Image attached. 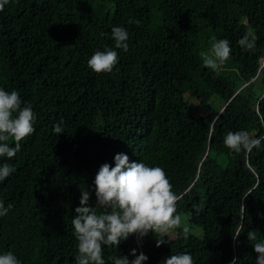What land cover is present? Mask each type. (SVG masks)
<instances>
[{
	"label": "trees",
	"instance_id": "1",
	"mask_svg": "<svg viewBox=\"0 0 264 264\" xmlns=\"http://www.w3.org/2000/svg\"><path fill=\"white\" fill-rule=\"evenodd\" d=\"M114 26L127 30L128 50L115 49L111 73H96L88 60L114 48ZM246 33L256 38L253 50L238 44ZM212 37L230 41L218 71L200 57ZM262 57L264 0H9L0 11V88L18 91L36 119L20 151L0 157L16 169L0 181V201L13 205L0 217V254L11 251L20 264H75L71 219L80 188L95 206L100 166L114 167L115 155L125 153L165 171L178 196L180 233L187 227L190 239L130 234L118 246L102 245L105 264L134 259L132 249L148 257L142 264L181 252L194 264L233 257L256 264L247 233L264 240V140L237 153L224 137H264ZM158 236L167 243L157 247Z\"/></svg>",
	"mask_w": 264,
	"mask_h": 264
},
{
	"label": "clouds",
	"instance_id": "2",
	"mask_svg": "<svg viewBox=\"0 0 264 264\" xmlns=\"http://www.w3.org/2000/svg\"><path fill=\"white\" fill-rule=\"evenodd\" d=\"M9 0H0V11ZM139 23V21H135ZM111 38L114 48L96 51L88 60V67L96 73H111L118 62L115 49L128 50L129 35L124 27H113ZM238 44L242 49L253 50L256 38L246 33ZM231 52L230 41L217 40L212 37L210 48L201 51L200 57L205 67L218 71L229 59ZM36 115L32 105L22 101L16 90L6 91L0 88V157L13 158L21 149V141L31 135L35 129L33 124ZM63 121L54 125L56 133H62ZM15 141L11 146L9 140ZM264 137L248 131L228 132L224 137V144L237 153L251 152L259 148ZM115 166L104 163L100 166L95 179L96 205L90 206L91 192L80 188V206L75 208V215L71 219L73 234L78 241V255L75 264H105L102 258V245L118 246L121 240H127L130 234H138L140 238L146 236L149 230L168 232L181 226V216L177 214L176 202L178 196L173 192L172 184L166 177L165 171L159 166H148L143 162H130L125 153H118L114 157ZM9 163L0 164V181L15 172ZM13 208L12 204L5 207L0 201V217L5 216ZM98 209L102 211L98 212ZM199 211V209H197ZM182 234L188 237L189 229L183 227ZM241 234L237 228L233 232V240ZM159 237V236H158ZM247 238L253 243L259 254L256 264H264V240H258L256 230L249 231ZM167 243L165 239H157L156 246ZM134 259L128 256H118L113 264H142L148 257L141 251L131 250ZM238 258L233 257L229 264H237ZM0 264H20L18 258L9 251L0 254ZM164 264H194L191 253L181 252L168 257Z\"/></svg>",
	"mask_w": 264,
	"mask_h": 264
},
{
	"label": "rangeland",
	"instance_id": "3",
	"mask_svg": "<svg viewBox=\"0 0 264 264\" xmlns=\"http://www.w3.org/2000/svg\"><path fill=\"white\" fill-rule=\"evenodd\" d=\"M259 60H260V65H264V57L260 58ZM197 110L201 111V109L198 107H197ZM215 156L217 157L218 160H224L225 159L224 157H226V155H224V153L222 152H216ZM168 232L172 234L173 236H176L179 243L186 242L190 239L189 235L187 238H185L183 234L180 233L181 232L180 228L179 229H169Z\"/></svg>",
	"mask_w": 264,
	"mask_h": 264
}]
</instances>
